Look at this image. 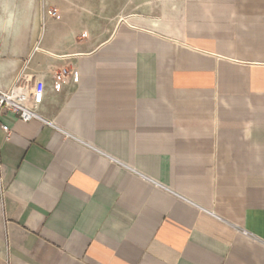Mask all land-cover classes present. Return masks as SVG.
<instances>
[{
    "label": "crops",
    "instance_id": "0c3cea01",
    "mask_svg": "<svg viewBox=\"0 0 264 264\" xmlns=\"http://www.w3.org/2000/svg\"><path fill=\"white\" fill-rule=\"evenodd\" d=\"M136 1L0 0V264H264V0Z\"/></svg>",
    "mask_w": 264,
    "mask_h": 264
},
{
    "label": "built area",
    "instance_id": "2783aa9c",
    "mask_svg": "<svg viewBox=\"0 0 264 264\" xmlns=\"http://www.w3.org/2000/svg\"><path fill=\"white\" fill-rule=\"evenodd\" d=\"M28 102V93L25 90L12 87L6 91H0V110L4 108L14 112L19 120L28 121L32 118H40L35 104ZM2 128L9 131L8 125H2ZM237 230L245 235L249 234L243 228H237Z\"/></svg>",
    "mask_w": 264,
    "mask_h": 264
},
{
    "label": "rangeland",
    "instance_id": "374dc122",
    "mask_svg": "<svg viewBox=\"0 0 264 264\" xmlns=\"http://www.w3.org/2000/svg\"><path fill=\"white\" fill-rule=\"evenodd\" d=\"M87 1L88 0H83ZM115 3L106 5L103 4V10L101 12H96V19L98 20L99 28L102 32H105L107 28L114 26L119 20L122 19L123 16H127L138 12V3L136 0H131L129 4H122L121 0H114ZM84 7H88V5H83V11H87L90 13L89 10H85Z\"/></svg>",
    "mask_w": 264,
    "mask_h": 264
}]
</instances>
